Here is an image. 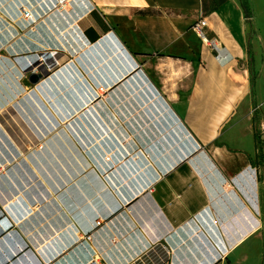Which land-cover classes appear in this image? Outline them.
Instances as JSON below:
<instances>
[{
    "label": "crops",
    "instance_id": "1",
    "mask_svg": "<svg viewBox=\"0 0 264 264\" xmlns=\"http://www.w3.org/2000/svg\"><path fill=\"white\" fill-rule=\"evenodd\" d=\"M248 24L238 0H0V264L246 263L260 218L219 224L198 171L231 179L254 157Z\"/></svg>",
    "mask_w": 264,
    "mask_h": 264
},
{
    "label": "rangeland",
    "instance_id": "2",
    "mask_svg": "<svg viewBox=\"0 0 264 264\" xmlns=\"http://www.w3.org/2000/svg\"><path fill=\"white\" fill-rule=\"evenodd\" d=\"M240 7L242 4L246 6L249 23L248 33L249 40L255 41V60L252 53L248 65L250 73L251 87L258 86L260 94L253 103V108L257 107L253 112L254 132L258 139V150L255 151L252 162L246 168V171L231 179H225L216 169L210 167L199 170L200 176L207 183L211 192V201L213 208L217 212V222L219 224L227 218L234 216L238 212H245V209H250L254 215L258 216L262 222L258 238H252L248 242V261L244 264H264V0H238ZM243 10V9H242ZM244 13V11H243ZM1 127L10 134L14 139V143L18 144L22 149L34 148L38 151L43 150L42 140L26 143V137L31 127L25 125H1ZM53 129L46 131L44 134L53 133ZM25 139V141H24ZM20 148V149H21ZM25 148V150H26ZM255 176V173L258 172ZM201 221L203 226L202 237L203 243L200 246L205 254L206 249L219 256L224 250L221 241L217 237L216 224L208 219L203 218ZM208 219V220H207ZM210 240H209V238ZM207 237V238H205ZM213 242L214 245L210 244ZM221 244V246L219 245Z\"/></svg>",
    "mask_w": 264,
    "mask_h": 264
},
{
    "label": "built area",
    "instance_id": "3",
    "mask_svg": "<svg viewBox=\"0 0 264 264\" xmlns=\"http://www.w3.org/2000/svg\"><path fill=\"white\" fill-rule=\"evenodd\" d=\"M54 1V10L55 11H63V8L66 6V5H69L72 0H53ZM20 14L21 16L30 21V23L34 24L36 22V20L34 19L32 13L24 8V7H21L20 8ZM205 25V22L204 21H201L199 22L196 26H195V31L197 33V35L199 37H201L202 39L204 38V34L202 33L201 31V28ZM213 47H214V42H212L211 44ZM221 48V47H220ZM215 49V48H214ZM222 49V48H221ZM224 50V49H223ZM215 53H216V60L219 62V63H226L228 61V58H229V55L227 54V52L225 51V53H221L219 52L217 49H215ZM52 55V54H51ZM54 55V54H53ZM40 60V64H42V59H39ZM38 66L39 65H35V66H32L31 69H29V73H40L42 75V72H40V70H38ZM101 91V88L99 89ZM257 151V150H256ZM258 172L255 173V176L257 175ZM99 221H95L93 224L96 226V225H99ZM91 239V234H85L83 236V241L85 242H88L90 241ZM92 264V263H91Z\"/></svg>",
    "mask_w": 264,
    "mask_h": 264
},
{
    "label": "trees",
    "instance_id": "4",
    "mask_svg": "<svg viewBox=\"0 0 264 264\" xmlns=\"http://www.w3.org/2000/svg\"><path fill=\"white\" fill-rule=\"evenodd\" d=\"M225 0H202V8H203V12L207 13V12H211L213 10H215L219 5H221ZM242 9L244 11V15L245 18H248V13H247V9L246 6L244 4H242ZM257 135L254 132V141H255V145H256V150H258V139H257Z\"/></svg>",
    "mask_w": 264,
    "mask_h": 264
},
{
    "label": "water",
    "instance_id": "5",
    "mask_svg": "<svg viewBox=\"0 0 264 264\" xmlns=\"http://www.w3.org/2000/svg\"><path fill=\"white\" fill-rule=\"evenodd\" d=\"M41 74L40 73H30L29 76H28V81L32 84H35L39 81V79L41 78Z\"/></svg>",
    "mask_w": 264,
    "mask_h": 264
},
{
    "label": "bare ground",
    "instance_id": "6",
    "mask_svg": "<svg viewBox=\"0 0 264 264\" xmlns=\"http://www.w3.org/2000/svg\"><path fill=\"white\" fill-rule=\"evenodd\" d=\"M204 42H205V41H204ZM214 48L217 49L219 52H221V53H223V54L225 53V50L221 49V48L219 47V45H218L216 42L214 43ZM228 59H229V58H228Z\"/></svg>",
    "mask_w": 264,
    "mask_h": 264
}]
</instances>
